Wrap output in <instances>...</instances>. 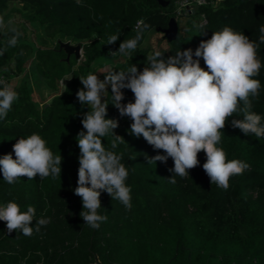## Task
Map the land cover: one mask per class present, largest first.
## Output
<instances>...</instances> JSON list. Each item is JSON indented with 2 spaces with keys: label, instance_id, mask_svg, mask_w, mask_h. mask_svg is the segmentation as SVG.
Returning <instances> with one entry per match:
<instances>
[{
  "label": "trees",
  "instance_id": "1",
  "mask_svg": "<svg viewBox=\"0 0 264 264\" xmlns=\"http://www.w3.org/2000/svg\"><path fill=\"white\" fill-rule=\"evenodd\" d=\"M12 1L20 6L11 8ZM167 1L169 4L164 7L159 0H81L82 6L76 0H0V15L5 21L11 11L26 22L39 24L44 29L41 40L45 45L35 48L27 41L23 28L9 26L18 28L23 36L18 46L0 55V79L9 83L32 61L49 89H61L50 102L40 106L27 80L16 87L20 98L7 119L0 121V157L12 153L15 158L13 144L34 132L63 157L61 177L55 180L23 177L9 185L0 174V203L15 200L21 211L33 205L37 219H51L31 237L16 231L9 234L6 222L0 221V264H264V139L245 136L232 128L230 121L223 129L222 147L227 158L250 165L243 175L231 178L227 191L210 183L202 167L206 162L204 152L198 154L200 165L190 170L189 178L176 177L175 184L169 183L172 159L147 163L146 156L163 153L154 150L143 137L129 133L131 120L120 117L111 104L110 87L107 118L119 121L114 131L126 141L115 151L123 153L122 163L129 168L127 184L132 188L133 207L126 210L118 200L102 192L99 211L107 215V221L93 230L80 216L82 200L74 194L80 155L76 137L83 130L81 120L89 109L81 106L76 97L83 87L79 77H86L99 57H120L111 53L118 51L123 40L136 36L141 19L149 27L143 31L136 51L97 74L100 79L108 71L124 70L132 64L142 71L146 57L157 50L164 58L187 48L195 51L201 40L210 39L213 32L225 26L256 40L258 28L264 24V0H221L216 7L215 0H207L196 6L194 13H188L200 19L202 15L206 17L205 35L193 41L179 26L176 40L153 50L148 45L149 32L167 27L171 17L179 19L175 12L179 0ZM113 34H119V39L107 44ZM11 35L6 31L4 38L0 36V49ZM58 35L84 42L81 63L75 55L67 60L59 42L47 46ZM260 56L264 60V45ZM201 67H205L202 60ZM257 79L264 85V69ZM122 91V103L134 99L130 90ZM253 110L264 115V90L259 100L253 101ZM110 140L105 138L106 146Z\"/></svg>",
  "mask_w": 264,
  "mask_h": 264
},
{
  "label": "clouds",
  "instance_id": "2",
  "mask_svg": "<svg viewBox=\"0 0 264 264\" xmlns=\"http://www.w3.org/2000/svg\"><path fill=\"white\" fill-rule=\"evenodd\" d=\"M76 3L82 6L81 0ZM148 27L143 19L139 20L136 36L123 40L118 51L111 54L131 56ZM194 27L200 35L206 34L204 24H194ZM0 31L12 33L0 49L3 55L8 48L18 46L23 32L16 27L9 28L4 15H0ZM258 33L257 39L252 40L243 32L225 26L213 32L210 39L201 40L195 51L187 48L167 58L158 50L150 53L142 71L132 64L124 70L108 71L103 74L104 79L92 72L79 77L83 87L76 92V97L89 110L81 120L83 130L76 137L80 155L74 194L82 200L80 216L90 229L98 230L108 219L99 211L102 192L118 200L126 210L133 207L132 188L127 184L129 168L122 163L123 153L115 151L126 141L114 131L119 121L107 118L109 87L111 104L120 117L131 120L129 133L143 137L154 150L163 153L146 156L147 163H166L172 159L174 167L169 169L173 173L169 183L175 184L176 177L189 178L190 170L200 165V152L206 155L202 167L210 183L222 190L230 188L232 177L250 169L245 161L229 160L222 141L223 129L229 121L232 128L245 136L264 139V115L253 110V101H258L264 90L257 79L264 69L260 56L264 24L259 26ZM119 37V34L110 35L107 44H114ZM201 60L205 67H201ZM124 89L133 94L132 101L122 103ZM19 98V92L0 79V121L7 119ZM109 137L110 144L106 146L104 141ZM47 145L39 133L20 137L12 146L15 158L12 153L0 157L3 181L14 185L23 177L28 180L37 176L41 180L61 177L63 157ZM0 221L6 222L9 234L16 231L26 237L39 233L51 223L47 217L37 219L33 205L21 211L15 200L0 203Z\"/></svg>",
  "mask_w": 264,
  "mask_h": 264
},
{
  "label": "rangeland",
  "instance_id": "3",
  "mask_svg": "<svg viewBox=\"0 0 264 264\" xmlns=\"http://www.w3.org/2000/svg\"><path fill=\"white\" fill-rule=\"evenodd\" d=\"M20 4L17 1H12L10 3L11 8L19 7ZM6 23H8V27L11 25H17L20 28L25 30L27 41L30 42L35 48L40 46H45L41 37L44 35V29L42 26L36 23L26 22L21 15L14 12H9L6 18ZM200 22V18L198 15H185L179 17L178 23L180 26V30L185 32L189 39L196 41L201 37V33L197 31L194 27V24H198ZM6 31H1L0 36L2 38L5 37ZM60 42H70L73 45L81 43L83 45L84 42H80L64 35H58L55 39L49 41L47 46H54L56 43ZM148 45L152 47L153 50L159 49L161 46L167 47L168 42L163 38L162 33L156 31L149 32ZM82 55L84 53L82 52ZM127 56L121 55L118 58H105L99 57L96 62L90 67L89 73L100 74L104 71H107L114 64L123 62ZM84 60V56H82L79 60L81 63ZM24 80L29 82L30 88L32 90V94L36 102L42 106L43 104L50 102L55 93L60 92L61 89H57L55 91L48 88L46 82L40 75L37 73L34 62L28 63L26 69L20 76H14L10 79L9 84L16 89V87Z\"/></svg>",
  "mask_w": 264,
  "mask_h": 264
},
{
  "label": "water",
  "instance_id": "4",
  "mask_svg": "<svg viewBox=\"0 0 264 264\" xmlns=\"http://www.w3.org/2000/svg\"><path fill=\"white\" fill-rule=\"evenodd\" d=\"M159 2L164 7L169 4V1L167 0H159ZM156 30L162 33L163 38L168 42L176 40L179 34V24L177 18L171 17L168 21L167 27H157ZM60 46L67 53V60H69L72 55H75V57L79 60L82 56H84L82 55L83 45L81 43L73 45L70 42H60Z\"/></svg>",
  "mask_w": 264,
  "mask_h": 264
},
{
  "label": "built area",
  "instance_id": "5",
  "mask_svg": "<svg viewBox=\"0 0 264 264\" xmlns=\"http://www.w3.org/2000/svg\"><path fill=\"white\" fill-rule=\"evenodd\" d=\"M220 1L221 0H215L214 7H216ZM206 3L207 0H203V3H200L199 0H179L176 3V10H175L176 15L178 17H182L188 13H194L196 6L203 5ZM205 22H206V17L202 15L199 23L204 24ZM2 79L6 81L5 78ZM61 84H63V81H61ZM91 264H97V263H91Z\"/></svg>",
  "mask_w": 264,
  "mask_h": 264
},
{
  "label": "crops",
  "instance_id": "6",
  "mask_svg": "<svg viewBox=\"0 0 264 264\" xmlns=\"http://www.w3.org/2000/svg\"><path fill=\"white\" fill-rule=\"evenodd\" d=\"M182 33H183L184 35H186V33H185V32H183V31H182Z\"/></svg>",
  "mask_w": 264,
  "mask_h": 264
}]
</instances>
